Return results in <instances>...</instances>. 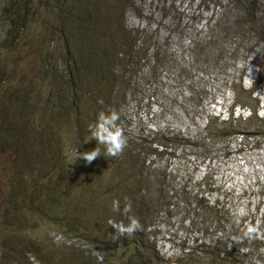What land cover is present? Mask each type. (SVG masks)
Instances as JSON below:
<instances>
[{
	"label": "rangeland",
	"instance_id": "obj_1",
	"mask_svg": "<svg viewBox=\"0 0 264 264\" xmlns=\"http://www.w3.org/2000/svg\"><path fill=\"white\" fill-rule=\"evenodd\" d=\"M258 2L264 6V0ZM244 5L242 0H0V264H30L28 253L40 264H96V251L104 254V264H160L161 260L169 262L179 256L192 238L207 241L208 236L217 234L191 232L186 211L177 209L170 211L167 218L154 220L157 212H163L165 201L154 202L153 197L160 188L169 190L180 179L175 162L184 156L191 158L190 176L205 181L214 177L213 186L227 200L222 207L226 213L218 211L221 202L202 207L198 229L222 215V223L239 229L232 238L234 242L243 238L250 223L261 225L257 239L264 242V144L257 150L262 136L252 135V143L242 147L225 165L212 160L208 170L200 164V154L210 159L213 156L197 154L192 147H186L187 141L160 147L139 139H148L155 129L167 126L183 138H194L200 132L197 126L203 123L202 109L195 112L198 101L202 108L217 97L218 102L210 109L215 113L230 110V96H224L228 82L241 67L246 71V81L252 79L256 71L253 65L264 51L263 42L258 41L260 33L243 17ZM128 59L129 69L124 65ZM106 61L112 63L109 69ZM77 63L81 80L72 86V67ZM61 70L68 82L69 91L63 88L67 92L65 99L54 84L53 74ZM108 71H112V86L123 93L120 100L117 96L119 104L115 106L120 116L118 125L128 138L123 154L129 148L141 155L154 147L160 151L159 155L153 152L155 155L145 157L150 176L141 185L150 197L141 210L136 207L128 212V218L122 209L119 213L112 211L102 199L100 205L90 206L85 194L77 192L87 181L101 190L116 186L121 175L136 171L132 159L126 158L128 165L109 183L107 169L117 163L115 158L96 159L94 166H77L75 163L82 159H75V149L78 150L69 144L75 137L73 120L82 102L92 108L101 106L103 111L109 108L99 103L108 92L101 81L102 76L109 77ZM260 71L264 75L263 55ZM201 84L205 87L202 93L196 90ZM69 100L71 108L66 103ZM63 108L70 113L63 115V133L52 137L51 143L62 138L59 145L73 157L69 158L73 168L84 172L88 166L93 170L89 171V180L73 175L68 183L59 175L42 181L45 168L57 163L61 153L57 147L54 151L45 146L42 169L32 168V156L39 155L28 149L21 122L25 130L38 134L49 119L45 113L49 111V116L55 118ZM93 115L90 110L80 118L90 125ZM255 125L253 121L249 123L252 128ZM79 143L89 148L88 139ZM174 154L176 159L168 167ZM162 168L165 170L157 176L155 172ZM193 168L200 172H193ZM134 183L129 177L124 184ZM47 191L50 197L45 202L49 204L40 213L45 202L38 200ZM204 196L209 201L216 197L215 193ZM36 197L37 203L30 205ZM60 197L62 203V197L69 200L61 219L49 210L51 201ZM107 205L110 208L104 211ZM132 218L144 223L142 235L145 227L153 224L148 228L154 231L153 238L143 237L141 245V241H133L134 236L116 240L115 230L107 221L127 224ZM241 244V251L246 252L241 264H264V249L258 252L254 240L244 239Z\"/></svg>",
	"mask_w": 264,
	"mask_h": 264
},
{
	"label": "trees",
	"instance_id": "obj_2",
	"mask_svg": "<svg viewBox=\"0 0 264 264\" xmlns=\"http://www.w3.org/2000/svg\"><path fill=\"white\" fill-rule=\"evenodd\" d=\"M246 5H244L243 17L252 23L255 26V29L260 33L258 41L263 42L264 44V25L262 23V17L264 16V6L259 4L258 0H242ZM239 2V0H236ZM258 16V17H257ZM123 56H128L126 53H122ZM262 55L264 56V51L258 54V60L253 65L256 69L254 74L253 83H250L249 88H245L242 80L246 77L245 69L241 67L235 77L228 82V89L227 92L230 94V107L225 108L221 113H215L210 108L216 105L218 102V98H214L213 102L208 106L199 107L200 101L197 102V110L202 109L203 111V123L202 125H198L197 128L200 131L198 135L194 138L191 136H186L183 138L180 133L176 131H170L167 127H158L152 132V136L148 139L145 137H139L142 141H150L151 143L157 146H166L168 142H183L187 141L189 144L186 147H192V150H196L198 153H209L213 156L210 159L209 156H202L200 154V164L203 165L204 168L211 169L212 167V160L219 161L220 163L226 164V162L235 154H238L242 147L246 144H251L254 140L256 135L262 136L263 141L260 143V150L264 144V91H262V95L257 92L261 91L264 86V75H261L260 67L262 63ZM115 57V56H114ZM128 58V57H127ZM116 58H114L115 60ZM120 60H116V62ZM113 62V61H112ZM112 63L106 61V68L109 69ZM126 68L129 69L130 61L127 60L126 64H124ZM75 68V69H74ZM65 70V68H63ZM237 70V69H236ZM72 75L70 77L72 86L78 84L81 80L80 78V65L77 63L72 67ZM76 71V72H75ZM109 72V77L102 76L101 81L106 83L108 87V92L104 95L103 104L108 105V109L103 111L101 106L96 108H92L88 106L85 102H82L80 105V109L76 111V115L73 121H75V137L70 139L69 144L71 147H76L79 152L91 151L96 146L101 147V151L104 152V148L102 146L96 145V141L90 139L91 132L88 130V123L85 121L84 117L81 119L80 116H86L90 110H93V116L91 117V124H93L100 112H111L115 111V106L119 104V100L123 98V93L118 87H113L111 83L112 71ZM94 73V77L95 74ZM103 74V73H102ZM108 76V73L106 72ZM53 76L55 77V88L56 91L65 99V95L67 94L66 90H63L65 87L67 89V80L66 77L63 79L62 70L60 72L54 73ZM92 76V75H91ZM225 84V82H224ZM68 90V89H67ZM72 92H75L76 89L72 88ZM192 90H194L192 88ZM198 91L205 92V87L203 84L197 87ZM69 91V90H68ZM117 91V94L115 92ZM86 93L89 96L86 88ZM100 93V92H99ZM119 100H118V97ZM99 96L95 99H98ZM118 100V101H117ZM67 105L71 108L72 101L66 102ZM219 107V106H218ZM238 108L241 111L239 113H235L234 109ZM84 110V113L81 110ZM70 113L69 109H62L61 112L58 113L57 117L53 118L49 116V111L45 114L49 119L40 126L38 134L25 130V123L22 121L20 130L22 131L23 135L28 138V149L31 151L32 154H38L39 156H32V161H35L32 165V168H41V158H43L44 153H46L45 146H49L50 148H54V151L61 150V153H58L57 163L54 166H49L48 170L45 168V173L43 175L42 181L47 180V178L54 179V177L61 175L62 180L71 183L70 177L73 175H77L80 180H89V171L93 173V170L88 166L84 172H81L79 168L74 169L71 161L69 158L71 157L70 154H66L64 148L61 149V139L56 141V143L52 144L51 139L57 133L62 132L63 127V119L64 116H67ZM72 121V122H73ZM195 118H193V122ZM253 121L254 128L249 126V123ZM255 135V136H252ZM88 139L89 148L80 145V141H86ZM237 141V142H236ZM233 142H236V146L233 145ZM154 145V146H155ZM153 146V147H154ZM155 148V147H154ZM150 149L147 150L145 154H140L138 151H135L133 148H129L128 153L122 154L120 157L115 158L117 163L115 165H111L107 170L110 172L107 176V181L109 183H113L115 180L116 174L121 171V169H125V166L128 165L126 161L127 157H130L134 163L136 171H128V173L124 174V176H120L119 180L116 182V186H108L107 189L101 190L98 187L95 188L94 185L90 184L89 181L85 182L80 187V191L77 193L79 195L86 196V200L89 202L90 206L100 205V200L102 199L105 204H112V200H119L121 209L123 210L125 204V198L131 201L132 209L141 210L145 203L147 202L148 198L150 197V192L144 189L141 183L148 180L150 173L148 171V162H146L145 157L148 154L151 155H159V149ZM255 148V147H254ZM89 149V150H88ZM155 154H154V153ZM185 158L182 157L179 161L175 162L178 166L177 173L180 176V179L175 180L174 185L169 189L165 190L164 188H160L159 192L155 194L154 202L158 200L165 201V205L162 206L163 212H157L155 215L154 220L164 219L167 218V214L170 211H175L177 209L186 211L190 216V220L188 223L191 227V232L197 233L200 232L201 234L207 236L208 232L211 234H217L214 236H208L207 241H197L195 238L191 239L190 244H187L185 247L181 248V254L176 256L174 260L169 261L170 264H241L244 263V257L246 256V252L241 251L244 245L241 243L238 245V248H235L236 244L233 241V237L239 233V229L236 225H229L226 226L222 223V220L225 218L224 216L220 215L219 219L209 221L208 225L203 226L198 229L197 224L202 223L200 215L202 214V207L206 209L214 205L215 203L221 202L218 211H222L226 213L222 209V207L227 202L220 193L218 187L213 186V178L210 177V180L205 181L200 177L198 179H194L190 176L192 165L189 164L190 157ZM76 158V157H75ZM99 158H107V156H100ZM97 158V159H99ZM190 158V159H189ZM80 159V158H77ZM176 159V154L169 159V165L172 163L171 160ZM109 160V157H108ZM181 160V161H180ZM95 162V161H94ZM93 162V166H94ZM185 162V163H183ZM211 162V163H210ZM38 163V164H37ZM77 166H85L83 160H78L75 163ZM152 168L154 166H151ZM167 167V168H168ZM37 168V169H38ZM166 168V167H165ZM165 168L159 169L157 176H160ZM42 169V168H41ZM95 171L96 168L94 167ZM190 169V172H189ZM155 171V169H153ZM193 172H200L196 168H193ZM192 172V173H193ZM133 179L135 182L134 185H127L124 184L127 181V178ZM95 176L92 178V182H94ZM173 183L172 180H167ZM76 188L75 186H73ZM206 187V189H203ZM100 191L97 192L96 190ZM172 192L169 194V191ZM204 193H215L216 197L213 198L212 201H209L205 196ZM169 194V195H168ZM50 197V192L47 191L42 195V199L38 200L39 203L45 202ZM63 198V203L61 202V197L57 198L55 201H51L49 205V210L51 212H55V216L60 218L61 213H63L64 208H67L69 205V200H66V197ZM34 205L37 203V197L31 199ZM49 202H45L41 212H45ZM263 204V203H261ZM107 205L104 207V211L110 208ZM129 214H125L128 218ZM61 219V218H60ZM142 228L144 223L141 224ZM153 224H149L145 227V234L142 235L141 231H138L134 237L133 241L137 243L141 241L138 245H141L144 241L142 240L143 237L147 236V238H153L155 234L154 231L148 229ZM63 228V226H61ZM75 230H73L74 232ZM61 234L65 235L61 232ZM140 235V236H138ZM96 240V238H93ZM257 244V250L260 252L262 248L264 249V242L260 239L254 240ZM8 242L14 244V241L9 239ZM32 243V240H30ZM247 248V247H245ZM192 254H194V258H192ZM163 264H168L169 262L166 260H161ZM160 261V264H161ZM158 264V263H156Z\"/></svg>",
	"mask_w": 264,
	"mask_h": 264
},
{
	"label": "clouds",
	"instance_id": "obj_3",
	"mask_svg": "<svg viewBox=\"0 0 264 264\" xmlns=\"http://www.w3.org/2000/svg\"><path fill=\"white\" fill-rule=\"evenodd\" d=\"M252 69H249V75H252ZM255 74V73H254ZM246 75V71H245ZM253 79L246 81V77L242 80L244 87L249 88L250 83H253ZM227 91V90H226ZM262 91H264V86L261 91L257 92L262 95ZM226 93V92H225ZM224 93V96H225ZM228 93V92H227ZM227 95V94H226ZM230 96V94L228 93ZM99 103L103 104V101H99ZM225 109V108H224ZM231 109V107H230ZM223 111V110H222ZM221 111V112H222ZM235 113H239L241 110L238 108L234 109ZM214 112V111H213ZM219 112V113H221ZM120 116L118 112L111 111L108 113L100 112L97 120L90 124L88 130L92 133L90 139H95L96 145L102 146L104 148V152L101 151V147L96 146L91 151L78 152L75 149L76 158L82 159L86 165H91L97 158L100 156H107L109 158H118L120 157L126 148L128 147V138L125 135L123 129L118 125V121ZM112 211L121 212V205L119 200H113L111 204ZM132 210V203L130 200L125 198V204L123 207V213L127 214ZM244 213H242L243 215ZM107 225L111 226L115 230L116 240L121 237H131L134 236L138 231L142 230V225L140 221L136 218H132L129 223L125 224L123 222H116L115 220L109 219L107 221ZM260 229L261 225L259 223L256 224H248L243 233V238L240 240H236L235 244L239 245L243 242L244 239L252 241L260 237ZM264 238V237H261ZM28 259L30 264H40L37 258L28 253ZM94 256L96 259V264H104V254L102 252L96 251L94 252Z\"/></svg>",
	"mask_w": 264,
	"mask_h": 264
}]
</instances>
